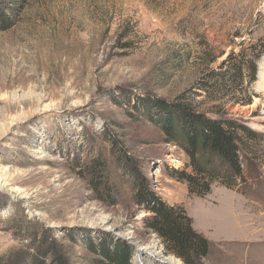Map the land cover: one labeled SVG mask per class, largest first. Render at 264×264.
<instances>
[{"label":"rangeland","instance_id":"374dc122","mask_svg":"<svg viewBox=\"0 0 264 264\" xmlns=\"http://www.w3.org/2000/svg\"><path fill=\"white\" fill-rule=\"evenodd\" d=\"M181 107L255 133L203 196L157 122ZM0 176V264L117 244L183 264L145 227L142 185L208 242L200 264H264V0H0Z\"/></svg>","mask_w":264,"mask_h":264},{"label":"trees","instance_id":"16d2710c","mask_svg":"<svg viewBox=\"0 0 264 264\" xmlns=\"http://www.w3.org/2000/svg\"><path fill=\"white\" fill-rule=\"evenodd\" d=\"M241 77L243 79V75ZM177 110H164L165 116H160L157 122L161 120L162 131L189 158L192 172L177 174V179L187 184L189 192L203 196L210 192L213 182H228L240 177L237 154L246 139L255 133L230 118L210 119L185 107ZM142 186L137 197L148 201L147 210L151 212V216L145 218V227L161 241L166 254L183 264H200L208 255V242L192 229L191 221L182 209L167 206ZM50 252L52 259L49 264H69L52 247ZM100 255L101 260H91L90 264H130L129 252L119 244L112 248L103 245ZM32 264L47 262L36 255Z\"/></svg>","mask_w":264,"mask_h":264},{"label":"bare ground","instance_id":"6f19581e","mask_svg":"<svg viewBox=\"0 0 264 264\" xmlns=\"http://www.w3.org/2000/svg\"><path fill=\"white\" fill-rule=\"evenodd\" d=\"M0 179H1V176H0ZM259 234V233H258ZM264 238V237H263ZM261 241V240H260ZM258 243H260V242H258ZM257 251H258V249H257ZM256 256V255H255ZM259 256V255H258ZM257 259V258H256ZM168 263L169 264H174L175 262L173 261V259H168ZM254 263V262H253Z\"/></svg>","mask_w":264,"mask_h":264}]
</instances>
